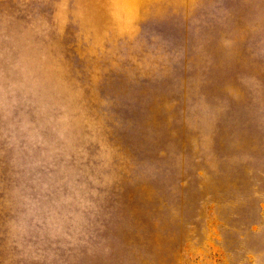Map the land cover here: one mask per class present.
Wrapping results in <instances>:
<instances>
[{
    "label": "rangeland",
    "instance_id": "obj_1",
    "mask_svg": "<svg viewBox=\"0 0 264 264\" xmlns=\"http://www.w3.org/2000/svg\"><path fill=\"white\" fill-rule=\"evenodd\" d=\"M0 264H264V0H0Z\"/></svg>",
    "mask_w": 264,
    "mask_h": 264
}]
</instances>
